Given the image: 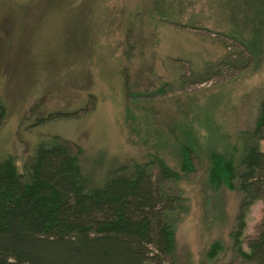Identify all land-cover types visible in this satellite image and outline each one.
Masks as SVG:
<instances>
[{"label": "rangeland", "instance_id": "374dc122", "mask_svg": "<svg viewBox=\"0 0 264 264\" xmlns=\"http://www.w3.org/2000/svg\"><path fill=\"white\" fill-rule=\"evenodd\" d=\"M239 50L250 61L242 69L225 63L232 51L240 62ZM206 66L207 81L182 85ZM263 97L264 0H0V159L22 171L37 142L58 134L101 180L155 156L180 170V146L194 150L195 170L171 181L189 211L165 264H253L231 236L241 195L210 184L209 154L254 127ZM263 226L259 200L246 212L245 250Z\"/></svg>", "mask_w": 264, "mask_h": 264}, {"label": "trees", "instance_id": "16d2710c", "mask_svg": "<svg viewBox=\"0 0 264 264\" xmlns=\"http://www.w3.org/2000/svg\"><path fill=\"white\" fill-rule=\"evenodd\" d=\"M237 53L240 62L228 59L233 51L223 61L247 67L249 58ZM206 69L201 76L194 68L182 85L207 81ZM75 115L77 110L51 112L38 123ZM6 116L0 104V128ZM263 138L264 97L254 127L239 132L226 151L209 154L210 184L241 195L231 236L242 258L253 264H264V226L248 242V250L241 246V236L246 212L256 201L262 200L264 218ZM75 146L79 153L69 138H43L22 171L12 156L0 159V264H165L177 248V219L189 211L171 181L195 170L192 147L180 146V170L155 156L154 164L122 163L97 180L83 168ZM220 250L221 244L214 242L208 256Z\"/></svg>", "mask_w": 264, "mask_h": 264}]
</instances>
